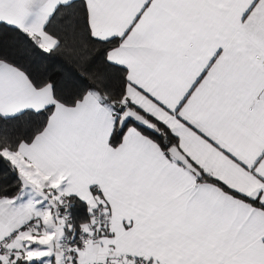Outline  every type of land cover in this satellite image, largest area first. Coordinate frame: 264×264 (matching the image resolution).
I'll return each instance as SVG.
<instances>
[{
	"label": "snow or ice",
	"instance_id": "6c2138e0",
	"mask_svg": "<svg viewBox=\"0 0 264 264\" xmlns=\"http://www.w3.org/2000/svg\"><path fill=\"white\" fill-rule=\"evenodd\" d=\"M0 264H264V0H0Z\"/></svg>",
	"mask_w": 264,
	"mask_h": 264
}]
</instances>
